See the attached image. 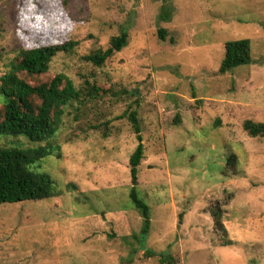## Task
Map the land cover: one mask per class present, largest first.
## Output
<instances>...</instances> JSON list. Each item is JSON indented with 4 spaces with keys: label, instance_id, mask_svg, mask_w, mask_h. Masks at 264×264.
<instances>
[{
    "label": "rangeland",
    "instance_id": "obj_1",
    "mask_svg": "<svg viewBox=\"0 0 264 264\" xmlns=\"http://www.w3.org/2000/svg\"><path fill=\"white\" fill-rule=\"evenodd\" d=\"M124 31L128 45L102 67L85 61ZM244 38L252 64L220 74L226 43ZM67 41L78 45L50 73L20 78L65 74L102 92L66 106L49 142L0 134V148L51 145L35 169L57 188L0 205V264H264V138L243 128L264 123V0H0V88L20 50Z\"/></svg>",
    "mask_w": 264,
    "mask_h": 264
},
{
    "label": "trees",
    "instance_id": "obj_2",
    "mask_svg": "<svg viewBox=\"0 0 264 264\" xmlns=\"http://www.w3.org/2000/svg\"><path fill=\"white\" fill-rule=\"evenodd\" d=\"M164 19L169 20V14H166ZM160 35L164 38L163 30L160 31ZM128 38V33L122 32L121 35L111 39L107 50L87 55L84 57L85 61L96 67H102L116 52L122 51L128 45ZM77 45L75 41H67L20 50L17 64H14L12 70L2 77L0 100L3 103V113L0 134L24 137L35 144L49 142L61 126L66 106L72 102H79L83 96L89 99L99 96L102 90L96 84L87 82L88 91L84 93L82 90H77L73 81L65 74H56L50 82L35 86L18 75L20 72L30 76L50 73L53 60L61 53H71ZM252 61L250 39L229 41L225 45V55L219 73L227 74L237 67L251 65ZM34 98L39 99L38 103L34 102ZM130 121L139 141L137 149L130 158L133 184L130 197L144 218L142 229L144 237L150 229L151 208L139 196L136 185L138 168L145 157V148L135 112L130 114ZM243 128L252 138H264V123L247 120ZM52 153L53 148L49 144L34 148H0V205L41 201L54 196L57 190L54 179L49 174L35 169ZM231 162L232 159L229 160V163ZM160 261L163 264H174V258L169 255H163Z\"/></svg>",
    "mask_w": 264,
    "mask_h": 264
}]
</instances>
